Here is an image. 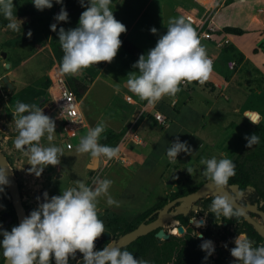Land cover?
<instances>
[{"label":"rangeland","instance_id":"374dc122","mask_svg":"<svg viewBox=\"0 0 264 264\" xmlns=\"http://www.w3.org/2000/svg\"><path fill=\"white\" fill-rule=\"evenodd\" d=\"M198 1L200 3L196 0H184L186 9L192 11V14H196L197 10L203 13L213 4L212 0ZM223 1L226 2L217 10L216 23L222 28H236L238 35H233V40L239 42L251 56L257 55L253 63L258 64L264 72V0H220ZM63 3L69 13L67 22L54 20L61 9V5L55 2L51 9L39 11L32 0H14L13 11L20 20L19 31L8 29L6 27L8 20L0 16V85H3L1 81L3 76L13 79V83L17 84V80L12 76L13 67L17 66L20 74L27 77L24 80L28 85L24 82L20 85L32 92V96L29 94L25 103L31 104L32 97L41 92L51 97L54 90L50 72L54 67L60 68L56 55V49L60 45L57 32L60 27L65 30L76 27L81 15L80 10L83 8L79 0H74L72 5L66 0H63ZM179 3V0H116L110 7L116 19L127 28L126 33L121 34V40H130L146 53L155 46L159 36L166 32L169 19L179 17L177 13ZM142 11V16L136 21ZM52 23H57V32L51 30ZM153 27L157 29L156 33L151 32L150 29ZM29 31L32 33L30 37ZM201 44H208L210 47L213 45L208 40L202 41ZM2 52L7 53V59L1 55ZM137 60L121 51L104 67L99 77L91 83L86 82L89 90L80 101L85 118L84 128L76 133L70 131L69 135L64 127L65 121H55L60 128L56 127L54 139L63 142V155L58 165H49L40 176H36L29 171L31 166L27 164V156L16 151L10 154V165L18 187L22 189L27 215L38 207L40 202L37 198L34 199L33 195L35 191L41 190L43 185L58 187L59 191L57 190L56 195H60L62 190L76 186L77 180L92 185V178L99 177L112 180L109 192L120 202L118 207L109 206L105 197L99 198L98 215L103 220L104 226L116 216L132 220L155 208L159 203L166 202L170 192L197 187L208 180L202 175L205 167L200 163L202 158L227 157L236 164L252 152V149L246 147L245 140L246 135L250 136L254 133L255 124L249 118L248 122L244 123L246 131L241 130V127L233 128L230 123L217 126L211 124V119L207 118L199 127L201 132L199 133L196 126L197 120H201L200 117L195 116L191 120L184 114L173 119L169 110L170 102L164 101L166 110L163 108L162 111L170 116V119L163 125L155 121L153 119L155 110L151 106L147 109V104L145 105L147 101L131 93L124 84L128 74L136 71L133 69V64ZM6 65L11 67L7 68ZM253 68V64L248 62L244 72L252 71ZM71 76L85 81L87 74L82 70ZM245 76L247 77L248 74ZM253 76L252 84L263 85L262 76L256 74ZM129 97L140 105H145L144 108L140 109V106L136 108L129 104L134 102L133 99L128 101ZM0 108L6 109L2 112L1 122L15 123L13 117L15 109L10 110L13 106L10 105L9 108L6 98L0 100ZM198 112L201 113L202 110H197L196 113ZM54 115L57 118V115ZM100 121H104L106 127L99 142L111 134L120 133L122 134L120 140L112 145H119L120 152L117 157L111 159L101 156L100 167L91 171L88 165L92 158L87 153L77 152V146L81 137L87 134L88 128L94 127ZM259 122H264V114L261 115ZM177 136L181 142L187 141L191 153L181 152L177 159H169L167 149L170 143L175 142ZM188 169H192L191 173L187 171ZM5 218H7L6 213L0 204V229ZM171 225H174L172 230L178 227L176 221H170L164 224V229L170 231ZM105 233L96 240V249L103 248ZM226 236L227 233L219 229L212 238L214 246H219ZM78 256L79 261L82 260V254L78 252ZM145 260L152 264L150 257ZM235 260L236 258L233 257L231 264H234ZM0 264H4L2 253H0Z\"/></svg>","mask_w":264,"mask_h":264},{"label":"clouds","instance_id":"9594fccd","mask_svg":"<svg viewBox=\"0 0 264 264\" xmlns=\"http://www.w3.org/2000/svg\"><path fill=\"white\" fill-rule=\"evenodd\" d=\"M54 2L61 5L55 15L56 22H67L69 13L63 0H32L39 11L51 9ZM84 7L78 25L65 30L57 23L50 28L57 32L58 41L63 51L60 72L76 75L83 69L99 62H112L122 45L121 34L126 33V26L116 19L110 7L112 0H79ZM14 0H0V16L8 20L6 27L19 31L20 21L13 9ZM156 33L155 27L150 29ZM32 35L31 31L28 36ZM132 71L124 79L127 89L153 105L164 96H175L182 83L193 81L203 84L212 70V61L207 56L206 47L201 44L195 29L183 17L169 19L167 30L161 34L154 47L141 54L133 64ZM119 84V83H117ZM62 115V113H61ZM18 134L13 140L14 147L27 156L29 171L40 176L44 169L60 163L62 148L54 143L56 123L44 113L43 108L35 104L19 102L13 113ZM253 124H259L260 117L245 114ZM106 124L100 121L87 130L77 146V152L87 153L91 158L101 156L109 159L117 157L120 146L99 143ZM42 138L49 142L41 143ZM246 147L252 148L260 141L257 134L246 135ZM181 152L191 153L187 141L181 142L179 136L167 149L169 159H177ZM205 167L202 175L217 189H222L235 175L233 160L224 157L200 161ZM191 173L192 169L187 170ZM110 179L92 178V185L82 180L75 181L76 186L62 190V194L49 197L44 193V200L38 207L24 217L11 230L0 229V253L4 264H69L70 257L75 259L82 254L83 264H150L112 243L102 249H96V240L105 233L103 220L98 215L100 197L106 198L109 206H119L110 192ZM9 184L6 169L0 167V192ZM211 212L216 218L239 217L243 213L235 210L232 201L226 196H216L211 203ZM191 223L197 227L202 222L194 219ZM202 237V233H199ZM235 247L231 255L236 258L234 264H264V245H255L245 233H239L234 239ZM201 249L206 253L205 261L215 252L211 240H203ZM227 247V245H225ZM80 264V261H78Z\"/></svg>","mask_w":264,"mask_h":264},{"label":"crops","instance_id":"0c3cea01","mask_svg":"<svg viewBox=\"0 0 264 264\" xmlns=\"http://www.w3.org/2000/svg\"><path fill=\"white\" fill-rule=\"evenodd\" d=\"M179 1L180 3L177 6V13L179 14V17H183L186 20V22L190 23L186 19V15L192 14V11L186 9L184 0H179ZM196 1L199 2L198 0ZM115 2L116 0L112 1V3ZM203 6L205 9L206 8L205 5ZM143 11L136 18V21L142 16ZM205 11L206 10H204V12ZM190 24L194 28V25L192 23ZM216 25L219 28V30L213 33L212 41L208 40L213 45L210 47L208 44H204V46L206 47L207 56L212 61V70L209 73L208 79L203 84H200L195 81L191 83L186 82V84H181L180 85L181 90L175 96H164L155 104L150 106L152 107V109L153 107H155L154 108L155 112H161L163 115H165L167 120L170 119L169 118L170 116H168L165 112L162 111L163 108L166 110V107H164L166 106L164 101L170 102L169 110L172 112L173 119H177L178 117L184 114H186L189 118H191V120L195 116L200 117L201 120L200 121L197 120V126H196L197 127L196 130L199 133H201L199 131V127L202 126V123L206 121L207 118L211 119V124L219 126L223 124L227 125V123H230L231 127L233 128L241 127L240 128L241 130L246 131L245 130L246 127L244 125V123L248 122V117H245L246 113L249 115H257L260 117V119H261V115L264 114V83L263 85L252 84V79L254 77L253 75L256 74L262 76V79L264 80V72L260 69L258 64L253 63V60L257 55L253 54V56H251L248 52L244 50V48L241 46V44H239V42L233 40L232 36L238 34L237 33L228 34L225 32L226 28H235V27L222 28L218 26L217 23ZM124 41H129L130 43H132L130 40L125 39L122 41V44ZM132 44L135 45L134 43ZM139 50L144 54V52L141 49ZM121 51L124 52L122 48H120L117 54L121 53ZM232 61L238 62V66L235 69H231L229 66V64ZM248 62H251L254 68L252 71L244 72ZM108 63L109 62H106L105 64L100 65L99 67L100 71L99 74L96 76V78L101 75L104 67ZM15 65L17 64L15 63ZM246 74H248L247 77L245 76ZM12 76L14 79L17 80V83L19 85L20 83L23 82L24 84L28 85L24 80L25 78L27 79V77L26 76L23 77V75L20 74V71L18 70L17 66L13 67ZM20 89L26 92L27 96L32 93L30 90L23 88V86L21 85H20ZM133 101H134L133 103H129V104L135 106L136 108L140 106L141 107L140 109H143L144 106L147 104L145 103V105H140V103L136 102L134 99ZM146 106H147L146 108L148 109L149 105L147 104ZM197 110L198 111L202 110V112L196 113ZM233 117L235 119H233ZM153 119L157 121L155 117ZM218 121H220V123H218ZM58 128H60V126H58ZM68 134L70 135L69 132ZM42 140L45 143H49L46 140V138H42ZM51 143L57 144L63 150V142L61 140L54 139ZM61 155H63V151L60 154V157ZM88 169H89V165H88ZM58 189L59 188H57V190Z\"/></svg>","mask_w":264,"mask_h":264},{"label":"trees","instance_id":"16d2710c","mask_svg":"<svg viewBox=\"0 0 264 264\" xmlns=\"http://www.w3.org/2000/svg\"><path fill=\"white\" fill-rule=\"evenodd\" d=\"M73 1L74 0H66V2L70 5L73 4ZM84 10L85 9L83 7L80 10V13ZM225 32L228 34H236V29L226 28ZM121 48L124 52L135 58H139V56L143 54L129 41H124ZM56 55L59 63H61L63 51L60 45L56 49ZM105 63L106 62H99L97 65H91L83 69V71L87 74L85 81L78 77H73L70 74H65L69 87L76 93L79 99L82 100L89 90V86L86 82L89 81L91 83L99 74L100 65ZM253 134L259 135L260 141L257 145L250 148L252 149L250 154L246 155L241 162H237L235 164V175L229 180V183L239 184L241 187L246 185L253 186L256 193L253 201H263L264 203V122H259V124L254 125ZM121 136L122 134L120 133L111 134L99 143L112 146L116 141L120 140ZM190 191L191 190H184L175 196L184 195ZM0 202L3 207V211L10 214L13 218L12 222L5 228L10 231L12 226L18 224V221L12 197L7 185L5 186V190L0 192ZM164 204L165 202L159 203L155 208L148 210L132 220L122 216H116L109 220L105 225L107 232L105 233L106 239L104 240V246L107 243H111L113 240L118 241L125 234L135 230L141 223L154 221L156 218L155 211L162 209ZM177 218L184 220V225L190 226V223L187 219H184L183 215H179ZM6 221L7 218L3 219L2 225H4ZM184 225L179 227L182 231V236L175 234L170 240L159 244L155 235L156 231H154L146 236L140 237L131 245L122 249L132 252L137 259H146L150 257L152 264H214L212 256L208 257L205 261L204 257L206 256V253L201 249L198 239L191 233L190 230L184 227ZM107 234L110 235V238L108 239L106 237ZM252 237L257 238L259 242L262 240L257 233L252 234ZM78 258V253L75 259L70 257L69 264H78ZM51 264H55L54 258L51 260ZM80 264H83L82 260H80Z\"/></svg>","mask_w":264,"mask_h":264},{"label":"flooded vegetation","instance_id":"af4514ba","mask_svg":"<svg viewBox=\"0 0 264 264\" xmlns=\"http://www.w3.org/2000/svg\"><path fill=\"white\" fill-rule=\"evenodd\" d=\"M1 55H2V53H1ZM6 67L10 68L11 66L6 65ZM5 77H7V76H3L2 80H1L3 85H0V100H2L3 98H6L8 100V103H9V108H10V105L13 106V109L10 108V110H14L16 108V105L19 102L25 103L27 101V93L20 89V85L18 83H17L18 85L13 83V79L11 80L9 77H7L9 79V82L8 83L5 82L4 81ZM51 100H52V98L49 95L46 96L45 93L41 92L39 95L32 97V103L31 104H35L38 107L46 109V111L44 113L46 115L50 116L51 118H53L57 122L56 116L54 115L55 114L54 105H53L54 102L52 101V104H51ZM4 104H5V101H4ZM4 109L5 108H0V149L4 153L6 158L8 159L9 163L11 164L10 154L15 152V151H16V153L20 152L19 150H17L14 147V144H13V140L16 137V135L18 134V131L16 129L15 123H13L12 121H11V123H6V122L2 123L1 122V121H3L2 112ZM6 114H7V111H6ZM56 127L58 128V125H56ZM41 143L44 145L48 144V143L43 142V140L41 141ZM4 144H5V147H3ZM6 150H8L10 153H8ZM23 166L25 167V165H23ZM208 181L209 180L202 182L197 187H191V188L184 189V190H191L189 193L184 194V195L175 196L176 194H178L184 190L170 192L169 198L165 202L164 206L166 204H168L169 202L177 199V198L189 195L190 193L197 191L201 186H203ZM234 185L239 186L237 192H235L231 189V186H234ZM57 188L58 187H56L54 185H48L47 184V185H43V188L41 190H43L44 192H47L49 194V197H51L53 195H56ZM223 188L233 196V198L236 200V202L243 209H245L247 214H249L257 222L263 223V219H262L261 215H259L258 213H253L250 210V208L253 205L258 204L257 210L264 211L263 210V204H264L263 201H261V202L253 201L255 196H256V193L254 190L255 188L253 186L246 185L244 187H241L239 184L228 183ZM41 190L34 192V195H33L34 199L36 198L35 195L38 192H40ZM20 191H21L22 199H23V203H24V197H23L24 195H23L21 188H20ZM58 191H59V189H58ZM215 197L216 196H213V195H207L206 197L198 200L197 202H194L191 205V207H187L188 208L186 210L187 212L183 213L181 215H183L184 219L188 220V222L190 223V226L184 225V220H180L177 218L178 216H176L175 219L170 220V221H176V223H177L176 226H178V227H175L174 230H172L174 225H171L170 231L165 230V232L170 234L169 239H167V240H170L175 234L178 235L177 229H180L179 227L184 225V227H186L188 230L191 231V233L194 236H196V238L198 239V241L201 245L203 240L213 241L212 238H214V236L218 233L219 229H222L224 231V233L225 232L227 233V236L223 240H221V244L219 246L218 245L215 246V252L211 256L214 260V264H231V260H232L233 256L231 255L230 250H231V248L235 247L234 239L236 236H238L239 233H245L249 239H251L252 241L255 242L254 246L255 245H264V239H263V237H261L259 235V233L256 231L255 227L252 224H250L248 222V220L243 215H241L239 217L220 216V217L216 218L214 216V214H212L211 207H210L211 203ZM0 204H1V202H0ZM24 206H25V204H24ZM175 208L176 207L171 208V211H174ZM234 209L237 210L235 207H234ZM160 210L155 211L156 218L158 217V211H160ZM194 219L200 220L202 222V226L197 227L195 224L191 223V221H193ZM17 221H18V218H17ZM170 221H168V222H170ZM157 232H158V230H156V233ZM156 233H155V235H156ZM199 233H202V237L199 236ZM254 233H257L258 236H260L262 238V240L260 242L258 241L257 238L252 237V234H254ZM179 236H182V235H179ZM167 240H161L160 241L159 238H157V241L159 244H161L162 242L167 241ZM225 245H227V247H225Z\"/></svg>","mask_w":264,"mask_h":264},{"label":"water","instance_id":"95a60500","mask_svg":"<svg viewBox=\"0 0 264 264\" xmlns=\"http://www.w3.org/2000/svg\"><path fill=\"white\" fill-rule=\"evenodd\" d=\"M2 56L6 59L7 53L2 52ZM5 82H9V79L7 77L4 78ZM100 165V157L99 158H92L91 163L89 165V169L92 171L98 170ZM0 167H4L6 169V174L9 180V184L7 185L10 195L12 197V202L14 209L16 211V215L18 218V223L27 216V212L23 203L22 194L20 191V188L18 187L17 181L13 174V169L4 155V153L0 149ZM170 184H172V181H170ZM238 185L231 186V189L235 192L238 190ZM44 191L41 190L38 192L35 196L39 200V202H43L44 200ZM207 195H213V196H226L228 197L232 203L233 206L241 211L243 213V216L248 220L250 224H252L256 231L259 233L261 237L264 239V211L257 210L258 204L253 205L250 210L253 213H258L261 215L263 219V223L257 222L254 218H252L249 214L246 213L245 209H243L233 198V196L226 191L224 188L217 189L214 185L208 181L203 186H201L197 191L190 193L189 195L177 198L168 204H166L160 211H158V217L149 223H141L135 230L125 234L122 236L118 241L113 240L111 243L114 244L115 247L125 248L129 245H131L133 242L138 240L142 236H146L156 230L158 232L156 233V237L159 238V240H167L170 237L169 233L165 232L164 224L170 220L175 219L176 216H179L183 213H186L187 207H191V205L194 202H197L198 200L206 197ZM186 206V207H185ZM176 207L174 211H171V208ZM7 221L4 225L1 226V229H5L7 225H9L12 222V216L10 214H6ZM177 234L182 235V231L180 229H177ZM107 239L110 238V235L107 234Z\"/></svg>","mask_w":264,"mask_h":264},{"label":"built area","instance_id":"2783aa9c","mask_svg":"<svg viewBox=\"0 0 264 264\" xmlns=\"http://www.w3.org/2000/svg\"><path fill=\"white\" fill-rule=\"evenodd\" d=\"M212 1L213 4L204 13L198 10L196 14L186 15V19L194 25L200 42L204 40L212 41L213 33L219 30L215 23V17L217 10L224 5L226 1ZM229 66L231 69H235L238 66V62L232 61ZM59 69L58 67H54L50 73L52 85L54 86L51 98L54 102V111L57 115L56 119L65 121V127L70 134V131L76 133V131L85 126V118L81 109V99H79L76 93L69 87L65 74L61 73ZM182 84H186V82ZM131 99L132 98L129 97L128 101H131ZM154 108L155 107H153V109ZM154 117L162 125L167 121V118L161 112H155Z\"/></svg>","mask_w":264,"mask_h":264}]
</instances>
